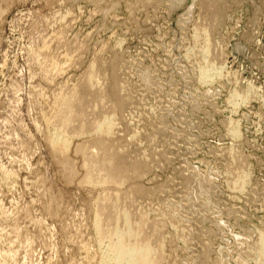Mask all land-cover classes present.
Masks as SVG:
<instances>
[{
	"label": "rangeland",
	"instance_id": "rangeland-1",
	"mask_svg": "<svg viewBox=\"0 0 264 264\" xmlns=\"http://www.w3.org/2000/svg\"><path fill=\"white\" fill-rule=\"evenodd\" d=\"M117 247L264 264V0H0V264Z\"/></svg>",
	"mask_w": 264,
	"mask_h": 264
},
{
	"label": "bare ground",
	"instance_id": "bare-ground-1",
	"mask_svg": "<svg viewBox=\"0 0 264 264\" xmlns=\"http://www.w3.org/2000/svg\"><path fill=\"white\" fill-rule=\"evenodd\" d=\"M121 241V240H120ZM119 242V241H118ZM263 242V241H262ZM120 244V243H119ZM119 244H115V245H119ZM116 247V246H115ZM135 247V246H134ZM118 248V247H117ZM136 248V247H135ZM263 248V247H262ZM262 248H261V250H262ZM114 248H112V250H113ZM114 250H116V249H114ZM117 253H118V255L121 257H123V259L122 260H124V257H129V261H128V264H146V263H148V258H146V256L145 255H139V256H137L136 254L138 253H136V251H134L133 250V247H127V248H118L117 250ZM139 251V250H138ZM140 251H142V250H140ZM144 251V250H143ZM142 251V252H143ZM116 253V254H117ZM140 253V252H139ZM146 253H147V251H146ZM264 253V252H263ZM115 254V253H114ZM144 254H145V252H144ZM118 256V257H119ZM117 257V258H118ZM121 257V258H122ZM126 257V258H127ZM119 259V258H118ZM121 260V259H120ZM127 262V261H126ZM117 263V262H116ZM122 263V262H121Z\"/></svg>",
	"mask_w": 264,
	"mask_h": 264
}]
</instances>
